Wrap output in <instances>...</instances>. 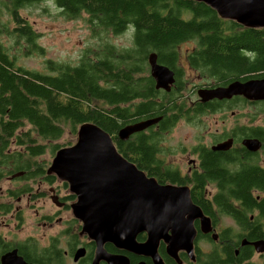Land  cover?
<instances>
[{"label": "trees", "instance_id": "1", "mask_svg": "<svg viewBox=\"0 0 264 264\" xmlns=\"http://www.w3.org/2000/svg\"><path fill=\"white\" fill-rule=\"evenodd\" d=\"M40 2L57 5L67 19L86 13L97 35L100 31L123 34L131 30L132 44L117 47L104 43L93 55L86 52L78 64L48 59V72L27 68L18 63L2 37L11 38L26 55L44 54V47L38 43L39 34L21 14L24 7ZM184 44L190 47L183 49ZM152 52L157 54V61L181 77L177 88L165 93L168 98L155 87L150 75L148 57ZM181 60L200 70L205 82L214 84L241 77H262L264 27L242 26L193 0H0V180L22 173L17 180L42 176L53 182L56 177L47 175L48 162H39L35 157L45 152V145L61 138L67 128L77 134L78 127L86 121L108 131L124 156L135 160L130 154H138L141 161L149 164L151 148L144 143L134 146L129 140L121 141L118 130L141 118L176 110L173 94L183 90L187 82L179 66ZM139 97L147 100L134 103ZM148 97H159L161 101ZM164 100L174 102L164 108ZM195 110L196 114L201 111ZM174 119L173 114L162 119L161 129L149 136L153 145L169 129L166 123L171 124ZM26 125L30 128L24 130ZM261 131L259 127L251 129L254 134ZM39 140L49 143L42 145ZM64 145L52 143V153ZM13 146L19 149L12 150ZM251 176L250 185L247 181ZM239 181L241 185L231 188L229 193L250 202V189L264 188V173L254 170L242 175ZM9 193L15 196L18 190ZM5 208L11 210L12 205L7 208L0 203V209ZM248 238L264 239V233H250ZM12 244L0 236V255L13 248ZM16 246L28 261L62 264L61 252L54 250L53 245L44 249L26 240ZM44 258L47 260L43 261Z\"/></svg>", "mask_w": 264, "mask_h": 264}, {"label": "flooded vegetation", "instance_id": "2", "mask_svg": "<svg viewBox=\"0 0 264 264\" xmlns=\"http://www.w3.org/2000/svg\"><path fill=\"white\" fill-rule=\"evenodd\" d=\"M158 63L160 62L158 61ZM185 63L188 69L201 80V83L195 85L191 91L186 90L188 84L192 81L188 78V69L185 68ZM179 66L184 71L187 82L183 84V90L179 91L178 94H173V99L178 105L175 108L176 110L141 118L138 121L160 117L157 123L132 134L126 140L121 139L118 134L121 141L127 142L129 140L134 146L143 143L148 145L151 148V162L149 164L141 161V156L138 154L133 153L134 156L130 154V157L135 160L125 157L135 163L139 169L146 172L148 177L156 178L161 184L188 186L193 204L201 211L200 216L194 220V227L197 232L194 239L193 258L186 250L180 249L178 250V261L168 253L167 243L164 239L159 241L157 252L164 264H264V251H257L254 245V242L264 241V239L250 240L248 238L250 233L258 231L264 233V215H262L264 212V188L259 187L258 189L256 186H254L255 190L251 188V196H248L250 202L234 197L229 193L231 188H238V185H241L239 178L242 175L254 170L264 173V100H251L244 95H235L228 99H213L203 102L199 95V90L202 88L227 86L235 80L245 82L251 78H264V76L241 77L214 84L213 81L205 82L203 78L201 79L200 70L192 69L185 60H181ZM173 71L175 82L169 91L156 87V81L150 71L155 87L160 89L162 95L166 98L168 96L165 93H170L177 88V82L181 80L179 74L175 70ZM160 99L157 97L154 100L160 102ZM146 100L139 97L133 101L134 103H140ZM148 100L152 99L148 97ZM174 100L168 103L164 100V105L167 106L164 108H168ZM249 108H252V110ZM195 109H201L200 113L196 114ZM172 114L175 119L172 120L171 124L166 123L169 129L163 133L162 139L157 140L156 144L153 145L149 136L161 129L163 118L170 117ZM217 114L219 116L215 117ZM181 124L193 126L195 129L193 138L186 143L181 140L171 146L168 142L171 135L170 131ZM255 127L261 128L262 131L259 134L252 133L251 129ZM250 139H257L260 142V147L250 148L247 144V140ZM190 143L192 144L187 145ZM220 146L224 149H219ZM177 154L181 155L179 160L171 158ZM20 175L22 173L7 177L16 179L17 176L22 177ZM47 175L55 174L47 172ZM38 177L33 176L32 178L36 179ZM55 177L56 179L53 182L45 180L51 185L49 192H52L50 196L52 203L58 209L70 211L72 214L71 203L76 199V195L70 190L69 195L59 194L52 186L58 180L56 175ZM251 178L252 176L247 181L250 185ZM62 182H64V187H69L67 182ZM229 184L230 186H228ZM25 186L29 188V191L32 190V187ZM238 194L242 195L240 192ZM33 195L39 197L42 194L34 193ZM0 203L6 205L7 208L9 207L8 202ZM13 209L12 207L11 210ZM11 210L5 208L0 209V212H4L7 216ZM20 212L21 210H16L17 216L15 218L18 226L22 224L23 218ZM39 218L45 221H53L54 217L51 213L49 215L41 213ZM65 222L67 228L59 234L51 236L48 247L53 245L54 250L61 252L62 264H94L95 241L89 238L87 234H81V221L75 218L73 214ZM256 222L257 224L253 225ZM6 225L9 226L10 223L8 222ZM0 236L5 242L13 243L14 246L4 253L16 248L18 254L28 261L20 253V247L16 246L24 244L26 240L11 241L1 234ZM147 240L148 233L146 231L137 235L139 243H144ZM80 249H84L85 253L79 256L78 260H75V255ZM104 249L107 256L114 255L118 257L123 255L128 257L130 264H155L151 256L120 249L112 243H106ZM4 253L0 255V258ZM44 260L47 259L44 258ZM28 262L41 264L42 261ZM109 262L107 259H102L98 264H110Z\"/></svg>", "mask_w": 264, "mask_h": 264}, {"label": "water", "instance_id": "3", "mask_svg": "<svg viewBox=\"0 0 264 264\" xmlns=\"http://www.w3.org/2000/svg\"><path fill=\"white\" fill-rule=\"evenodd\" d=\"M193 1L205 3L221 18L234 20L242 26L264 27V0ZM148 61L156 87L169 91L175 82L174 71L158 63L155 52L149 54ZM199 95L203 102L235 95L264 100V78L202 88ZM159 119L129 123L119 130V137L126 140ZM247 142L252 149L260 147L257 139ZM47 172L67 182L69 190L76 195L71 203L72 214L81 221V234H87L96 243L94 264L102 259L109 260L110 264H130L126 256H107L106 243L151 256L155 264H164L157 252L161 239L166 241L168 253L178 261L180 249L193 258L197 232L194 220L201 211L193 204L189 187L161 184L156 178L148 177L117 149L110 133L99 124L83 122L78 127L76 141L56 151ZM143 231L148 233V240L139 243L137 235ZM254 245L257 251H264V241L254 242ZM83 253L85 250L80 249L75 260ZM0 264L36 263L26 261L14 248L1 256Z\"/></svg>", "mask_w": 264, "mask_h": 264}, {"label": "rangeland", "instance_id": "4", "mask_svg": "<svg viewBox=\"0 0 264 264\" xmlns=\"http://www.w3.org/2000/svg\"><path fill=\"white\" fill-rule=\"evenodd\" d=\"M21 14L39 34L38 43L44 47L45 53L34 52L26 55L23 50H19V46L8 36H3L2 40L9 48L10 53L17 56L19 64L41 72H48L46 68L48 59L64 64H78L86 52L91 51V55H93V52L97 51L104 43H111L117 47H129L132 44L131 30H127L123 34L100 31L97 35L93 32L88 19L89 16L86 13L76 19H67L61 13V9L51 2H40L26 6L21 9ZM188 47H190L189 44L183 45V49ZM184 66L188 69L186 63ZM188 78L192 81L188 84L186 89L188 91L201 83V80L190 69H188ZM249 109L252 110V108ZM249 113L251 112L249 111ZM217 116L219 114L215 115V117ZM29 128L30 126L26 125L24 130ZM194 132L195 129L192 125L181 124L170 131L171 135L168 142L171 146L181 140L186 143L193 138ZM76 139L77 134L71 133L67 128L61 138L52 141L49 146L45 145V152L35 157V159L39 162H48V166H50L55 155L52 153L51 144L66 143V146H68V142L73 144ZM38 143L44 145V143L49 142L39 140ZM16 149H19V147H12V150ZM180 157L181 155L177 154L171 158L179 160ZM45 180L46 178H42V176L36 179L17 180L7 177L0 180V202H8L14 208L7 216L4 212H0V234L3 237L11 241L29 240L36 243L38 247L44 248L49 246L51 236L57 235L67 228L65 221L70 219L72 214L70 211L58 209L52 203L50 198L52 192H49L51 185ZM25 185L32 187V190L29 191V188ZM52 186L59 194L69 195V187H64V182L61 180H56V183ZM10 190H18V195L10 196ZM34 193L42 195L35 197ZM17 209L21 210L20 213L23 216L22 224L19 226L15 218ZM41 213L48 215L51 213L54 217L53 221L41 220L39 218ZM8 222L10 223L9 226L6 225Z\"/></svg>", "mask_w": 264, "mask_h": 264}]
</instances>
